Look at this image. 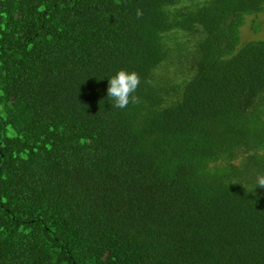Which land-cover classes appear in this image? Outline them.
I'll list each match as a JSON object with an SVG mask.
<instances>
[{
	"label": "trees",
	"instance_id": "1",
	"mask_svg": "<svg viewBox=\"0 0 264 264\" xmlns=\"http://www.w3.org/2000/svg\"><path fill=\"white\" fill-rule=\"evenodd\" d=\"M256 14L0 0V264H264V41L239 47ZM122 69L140 102L119 109Z\"/></svg>",
	"mask_w": 264,
	"mask_h": 264
},
{
	"label": "clouds",
	"instance_id": "2",
	"mask_svg": "<svg viewBox=\"0 0 264 264\" xmlns=\"http://www.w3.org/2000/svg\"><path fill=\"white\" fill-rule=\"evenodd\" d=\"M137 17L143 15L142 10L137 9ZM141 83L140 76L135 71L128 72L119 70L112 78L108 80L107 96L111 99L112 107L124 109L130 103L137 104L140 98L135 95ZM150 83V82H148ZM256 187L264 188V175L256 179Z\"/></svg>",
	"mask_w": 264,
	"mask_h": 264
},
{
	"label": "rangeland",
	"instance_id": "3",
	"mask_svg": "<svg viewBox=\"0 0 264 264\" xmlns=\"http://www.w3.org/2000/svg\"><path fill=\"white\" fill-rule=\"evenodd\" d=\"M251 41H264V14L247 15L243 19V25L239 29V47ZM160 74L161 77H166L164 72ZM235 163L239 161L236 160Z\"/></svg>",
	"mask_w": 264,
	"mask_h": 264
}]
</instances>
